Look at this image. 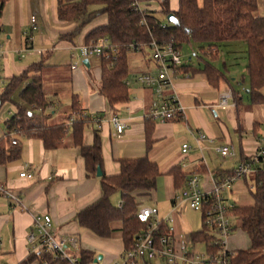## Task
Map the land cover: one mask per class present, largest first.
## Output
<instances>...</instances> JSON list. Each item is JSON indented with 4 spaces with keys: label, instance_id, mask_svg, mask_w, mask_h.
I'll return each mask as SVG.
<instances>
[{
    "label": "crops",
    "instance_id": "obj_1",
    "mask_svg": "<svg viewBox=\"0 0 264 264\" xmlns=\"http://www.w3.org/2000/svg\"><path fill=\"white\" fill-rule=\"evenodd\" d=\"M161 1L163 0H142L138 1V6L142 11L153 12L156 16V13L160 12ZM201 1L198 0L199 3ZM168 7L171 11H176L178 0H168ZM56 9V0H7L0 13L2 51L0 94L10 78L20 74L34 63L43 62L44 68L41 72L43 90L47 100L53 102V105L43 113L44 123L48 125L66 123L68 125L65 137L52 150H45L41 140L37 138L16 134L14 138L17 140V145L15 146H19L21 150L19 158L6 164H0V184L21 198L23 205V207L14 206L11 200L0 195V264H20L29 257L26 234L35 215L48 214L52 219L53 231L57 236L78 238L80 227L75 221V215L101 196L100 177L87 176L79 148L73 144L72 120L67 121L66 119L70 113L72 95L78 97L82 116L89 118L84 126L83 144L91 145L95 132L101 138L103 174L105 176L117 174V161L123 158L147 157L155 162L162 175L158 178L156 189L150 196L138 198L139 208L146 206L156 208L159 219L166 217L171 219L168 226L171 228V237L174 242L176 243L182 237L189 242L191 232L182 217L186 203L176 199L184 188L186 174L199 170L197 175L201 189L210 191L212 177L216 173L231 172L243 158L252 153L258 140H264V104L255 105L256 115L253 114L252 107L241 106L239 108L240 103H238L236 93L229 88L221 90V82L226 81V77L223 71L213 65L219 60L220 46L224 47V44H219L216 50L200 44L197 51L193 50V56H199L198 59L204 56L207 60L202 66L183 63L175 80V89L184 108V119L167 123L153 122L152 144L147 149L145 115L152 95L150 91L136 84L134 78L138 74L155 72L149 54L129 57L134 52L128 53L129 74L126 80L130 81L129 100L126 103L109 107L106 99L99 92L103 58L89 57L84 59L87 60V64H84V60H76L72 57L75 49L88 44L85 39L91 30L107 23L106 16L94 17L76 32L78 24L58 20ZM30 16L36 17L37 30L33 33L32 42L28 44L25 42V36L30 30ZM191 59L189 55L188 60L191 61ZM73 63L77 64L74 69L71 68ZM206 63L222 74L215 85H211L202 72ZM26 83L12 96L13 102L21 106L24 105L18 93ZM205 85L217 91L216 104L213 106L225 111L232 126V133L225 126H221L219 131H213L200 115L206 106L200 105L199 98L196 97L198 94L192 91L204 88ZM228 91L232 94L231 106L222 109L218 107L219 99L223 93ZM11 105L14 111H8L9 118L6 120L0 117V139L6 134L8 120L16 113L15 106ZM26 108L29 112L35 113L30 106ZM111 115L117 116L125 125L123 134L118 136L115 133L110 121ZM74 117L72 119H75ZM259 117L260 122L256 120ZM95 118H99L100 122L95 123L93 121ZM189 120L196 128L201 126L205 131V136L208 138L204 140L205 145L208 144L205 147L206 151L211 152L212 150L217 154L216 147L230 144L234 147L236 156L227 158L229 162L225 159L226 162L215 163L212 167L208 166L202 149L201 151L196 149L192 134H190L191 142L180 135L182 130L189 133ZM239 121L242 123L241 126H239ZM183 144L191 146L185 156L181 152ZM182 162H185L187 167L181 168ZM176 166H179L184 174V183L178 189L175 187L172 176L168 174L169 170ZM24 168L32 174V178L26 179L18 176ZM253 183V175L249 181L247 178L236 181L227 195L229 201L239 206L253 205L251 197ZM232 198L239 200V203L234 202ZM146 200H152L154 205H145ZM119 204L120 199L116 206ZM231 218L233 231L229 236L227 247L229 251L236 254L238 251L248 249L250 243L246 233L236 227L233 216ZM112 227L118 230L120 224L115 223ZM117 232L121 241V234ZM78 245L80 251L90 250L96 258L98 257L93 248L81 247L79 238ZM191 246L193 249L196 248L195 244ZM122 252L123 246L120 254L104 253L101 255V260L103 264H114ZM151 262L148 264H152ZM31 264H39V262L35 259Z\"/></svg>",
    "mask_w": 264,
    "mask_h": 264
},
{
    "label": "trees",
    "instance_id": "obj_2",
    "mask_svg": "<svg viewBox=\"0 0 264 264\" xmlns=\"http://www.w3.org/2000/svg\"><path fill=\"white\" fill-rule=\"evenodd\" d=\"M6 1L0 0V13ZM257 2L258 0H202L199 3L198 0H178V9L171 11L168 0L161 1L159 13L165 17L173 14L178 21L177 26L162 24L153 12L138 11L134 0H56V15L60 21L77 23L76 32L94 17L106 16L107 23L91 30L85 40L89 43L106 39L110 47L116 50L114 56L102 60L99 92L106 99L109 107L128 102L129 87L125 85L129 74L128 53L149 45L152 40L158 43L172 42L177 49H181L182 44L195 42L215 50L221 43L244 42L247 58V94L251 104L262 105L264 104V95L261 93L264 88V13L261 16L256 15ZM142 20L150 30L141 24ZM43 68V62L28 66L23 72L10 78L0 94V106L7 102L16 108V113L6 124V134L0 139L1 165L15 161L20 156V147L11 144V132L41 140L45 150L55 149L66 135L68 128L66 123L48 125L44 123V114L39 116L26 108L34 106L44 113L53 105L44 94L41 74ZM202 72L211 85L217 84L222 77V74L209 63L205 64ZM24 83L26 85L18 93L24 105L21 106L13 102L12 96ZM81 116L78 97L72 95L70 113L66 119L72 120L73 144L79 148L87 176H96L97 167H102L101 138L95 132L92 144L88 146L83 144L84 126L89 118H81ZM153 127L154 123L147 120L145 124L147 149L152 144ZM117 163V174L105 176L102 172L99 178L101 196L79 211L75 215V221L81 229L101 239H108L113 232L119 231L124 252L133 247L138 235L148 229L149 224L141 223L136 218L140 206L137 200L139 197L150 196L162 174L157 164L147 157L123 158ZM263 169L264 163L258 165L253 177L256 183L251 190L253 205H235L230 211L237 224L236 227L246 233L250 243L248 249L236 252L230 264H264ZM198 172L199 170L194 171V173ZM168 174L172 176L177 189L182 187L184 174L179 166L171 168ZM116 193L120 194V207L111 202V198ZM115 223L120 224L118 230L112 227ZM160 229L164 234L167 232L165 224L161 223ZM190 240L193 244H205L206 253L210 257L218 252V247L213 243L214 237L204 229L191 233ZM41 258L48 264H67L65 261L53 259L52 255H44ZM35 259L36 256H29L20 264H31ZM95 259L92 251H80V264H93Z\"/></svg>",
    "mask_w": 264,
    "mask_h": 264
},
{
    "label": "built area",
    "instance_id": "obj_3",
    "mask_svg": "<svg viewBox=\"0 0 264 264\" xmlns=\"http://www.w3.org/2000/svg\"><path fill=\"white\" fill-rule=\"evenodd\" d=\"M134 2L136 9L141 12L138 0H134ZM141 24L150 30L144 20ZM29 29V33L25 36V42L28 44L32 42L33 33L37 30L35 16L29 17ZM143 49L149 50L150 61L155 67V72L138 74L134 78L136 84L150 91L152 95L145 119L156 123L184 119V108L175 89L179 68L184 63L180 49H177L172 42L158 43L155 40H152L147 46L136 48V52H141ZM115 54L116 50L110 47L108 41L100 39L75 49L72 57L76 60H84L89 57L108 59ZM76 65L73 63L71 68L74 69ZM129 83V80L125 81V85L128 86ZM231 98L230 91L223 93L220 96L218 107L222 109L230 107ZM31 110L39 116L43 115V111L34 106L31 107ZM81 118H86V116H81ZM93 121L99 123L100 119L95 118ZM110 121L115 133L118 136L123 134L125 125L121 120L117 116L111 115ZM16 134L17 132L10 133L13 146L17 145V140L14 138ZM191 134L196 149L201 151L200 143L208 138L201 133ZM190 149L189 144H183L182 155H187ZM215 150L224 159L236 156L235 149L230 144L218 146ZM262 163H264V140H258L252 153L241 160L231 172L222 175L217 173L212 177L210 191L201 189L197 173L191 172L185 176L184 188L176 199L187 203L190 209L201 212L205 230L213 235V243L218 247L217 254L210 257L206 252L203 255L190 253L188 241L184 237L175 243L171 237V228L168 226L171 219L168 217L159 219L156 208L146 206L138 209L136 218L141 223L149 224L148 229L138 235L135 245L124 251L114 264H145L154 259L166 264H230L235 253L228 250L227 244L233 231L230 211L235 204L229 201L227 195L236 181L246 179L249 175L254 177L258 165ZM180 166L185 168L187 164L182 162ZM18 176L26 179L32 178V174L25 168L18 173ZM255 185L254 182L253 188ZM0 195L11 200L14 206L23 207L21 198L12 194L2 184H0ZM161 223L167 226L165 234L161 232ZM26 242L29 256H36L39 264H48L41 258L44 255H52L53 259L65 261L67 264H80L78 238L76 236L67 238L57 236L53 231L52 219L48 214H39L33 217L26 234Z\"/></svg>",
    "mask_w": 264,
    "mask_h": 264
},
{
    "label": "rangeland",
    "instance_id": "obj_4",
    "mask_svg": "<svg viewBox=\"0 0 264 264\" xmlns=\"http://www.w3.org/2000/svg\"><path fill=\"white\" fill-rule=\"evenodd\" d=\"M156 4L157 1H155ZM264 13V0H258L257 2V11L256 15L261 16ZM156 17L159 19V21L162 24H170L167 22L166 17L162 15L161 13H156ZM224 44V47L220 46V52H219V60L214 63L213 65L216 66L219 70L223 71L226 77V81L221 82V90L222 89H231L233 90L237 97H238V103H240L241 106L245 107H252V112L254 115H256V107L255 105L250 103V98L248 94L246 93L248 91V82H247V72H246V67H247V58H246V49H245V44L242 41H234V42H225L222 43ZM229 46V47H227ZM198 47H200V44L198 45L195 42L191 43H185L182 44L181 46V54L183 55V62L192 64L195 66H202L204 61L207 59L204 56H200L201 59H198V57L193 56V50L197 51ZM233 50H231V49ZM149 50L143 49L141 52H134L129 55V57H141L143 55H148ZM191 56V61L188 60V56ZM225 64V66L223 65ZM195 94H198L196 97L199 98L200 105L206 106L205 110H202L200 112V115L204 118V122L206 121V124L208 127L212 128L213 131H216L220 129L221 126H225L230 133H232V126L230 121L228 120V117L226 116L225 111H222L220 109H217L213 106V104H216V94L217 91L212 89L211 87L205 85L204 88H199L196 90H193ZM261 93L264 95V88L261 90ZM65 104V102L63 103ZM65 106V105H64ZM8 111L13 112L14 109L10 103H3L1 108H0V117L2 119H8L9 114ZM216 115V116H215ZM257 121L260 122V117L256 118ZM3 125V123L1 122ZM189 133L184 132L183 130L181 131L180 135L184 136L185 139L188 142H191V132L192 133H202L205 135V131L203 128L200 126L196 128V126L190 122L189 120ZM242 123L239 121V126H241ZM235 144V142H234ZM208 146L205 141L201 143V149L203 152L204 157L206 158V161L208 163V166L212 167L215 165V163L218 162H229L228 159L225 161L224 158L220 157V155L217 153H213L212 150L211 152L206 151L205 147ZM252 178V176L247 177V181H249ZM118 199H120V194L116 193L112 198L111 202L116 205L118 204ZM230 200V199H229ZM232 200L236 203H239V200L233 199ZM232 202V201H230ZM233 203V202H232ZM145 205H154L152 200H146ZM185 210L182 214V217L184 220L187 222V225L189 226L190 232H198L201 230H205L203 228V219H202V214L201 212H197L193 209H190L188 204L186 203L184 206ZM234 225L236 226L237 224L234 222ZM118 232L115 231L114 234L108 238V239H101L97 238L90 232L80 229L78 231V238L80 240V245L81 247H91L95 250L96 255H104V253H109V254H120L122 251V245L121 241L119 238V235L117 234ZM191 244V240L188 242V250L190 253H195V254H200L203 255L205 254L206 248L205 244L203 243H196V248L193 249ZM72 249V248H71ZM119 257H117L118 260ZM152 264H165V262H162L160 260L154 259L151 262ZM96 264H103V261H99Z\"/></svg>",
    "mask_w": 264,
    "mask_h": 264
},
{
    "label": "water",
    "instance_id": "obj_5",
    "mask_svg": "<svg viewBox=\"0 0 264 264\" xmlns=\"http://www.w3.org/2000/svg\"><path fill=\"white\" fill-rule=\"evenodd\" d=\"M166 20H167L168 23L172 24L173 26H177L178 25V21H177V19L175 18V16L173 14L167 15L166 16ZM83 63L87 64V60H84ZM96 176L97 177H101L102 176V171H101V168L99 166L97 167ZM101 259H102V256L100 255L93 261V263L96 264L98 261H101Z\"/></svg>",
    "mask_w": 264,
    "mask_h": 264
}]
</instances>
